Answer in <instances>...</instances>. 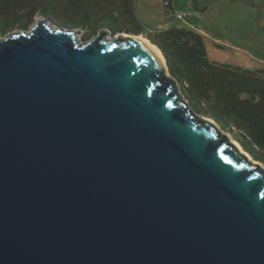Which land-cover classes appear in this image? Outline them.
Wrapping results in <instances>:
<instances>
[{
	"label": "water",
	"instance_id": "1",
	"mask_svg": "<svg viewBox=\"0 0 264 264\" xmlns=\"http://www.w3.org/2000/svg\"><path fill=\"white\" fill-rule=\"evenodd\" d=\"M81 35L0 37V264H264V168L145 34Z\"/></svg>",
	"mask_w": 264,
	"mask_h": 264
},
{
	"label": "trees",
	"instance_id": "2",
	"mask_svg": "<svg viewBox=\"0 0 264 264\" xmlns=\"http://www.w3.org/2000/svg\"><path fill=\"white\" fill-rule=\"evenodd\" d=\"M133 1L0 0V31L26 28L35 14L51 17L60 10L98 24L122 19L125 25H137ZM163 5L175 20L171 16L176 11L174 0H163ZM145 35L160 48L193 109L228 129L254 160L264 164V69L209 61L203 36L192 27L172 25Z\"/></svg>",
	"mask_w": 264,
	"mask_h": 264
},
{
	"label": "rangeland",
	"instance_id": "3",
	"mask_svg": "<svg viewBox=\"0 0 264 264\" xmlns=\"http://www.w3.org/2000/svg\"><path fill=\"white\" fill-rule=\"evenodd\" d=\"M174 4L176 12L186 13L183 18L177 20L170 18L165 12L163 0H134L137 25L131 23L125 25L122 19L116 23L98 24L85 20L81 15H73L70 10L65 12L60 10V13L51 17L37 13L26 28L14 26L6 31H0V37L31 27L41 16L53 26L77 29L85 39L106 28L112 34L125 30L145 34L146 31H159L172 25L186 26L202 34L209 61L237 65L247 70L264 69V0H174ZM176 84L183 99L189 103L183 93V87L178 81ZM196 114L200 115L198 112ZM219 127L222 132L230 134L233 138L228 129ZM258 162L264 168V164Z\"/></svg>",
	"mask_w": 264,
	"mask_h": 264
},
{
	"label": "bare ground",
	"instance_id": "4",
	"mask_svg": "<svg viewBox=\"0 0 264 264\" xmlns=\"http://www.w3.org/2000/svg\"><path fill=\"white\" fill-rule=\"evenodd\" d=\"M137 38H138L140 41H142L143 43L147 44L151 49H153L154 51H156V52L159 54V56L162 58V60H163V62H164V65H165V68H166V71H167V74H168V69H167L166 61H165L164 56L162 55L160 49H159L155 44H153L148 38L143 37L142 35H139ZM209 119H210V118H209ZM210 120H211V119H210ZM213 121L218 125V123H217L215 120H213ZM218 128L220 129L219 125H218ZM223 133H224V132H223ZM228 135H229L230 138H231V135H230V134H228ZM231 140H232V142L236 145V147H237L241 152L245 153V154L248 156V158H249L250 155H249L246 151L243 150V148L241 147V145H240L235 139L231 138Z\"/></svg>",
	"mask_w": 264,
	"mask_h": 264
},
{
	"label": "built area",
	"instance_id": "5",
	"mask_svg": "<svg viewBox=\"0 0 264 264\" xmlns=\"http://www.w3.org/2000/svg\"><path fill=\"white\" fill-rule=\"evenodd\" d=\"M186 15V13L185 12H183V13H178V12H173L172 14H171V16H174L175 17V20H177L178 18H183L184 16Z\"/></svg>",
	"mask_w": 264,
	"mask_h": 264
},
{
	"label": "crops",
	"instance_id": "6",
	"mask_svg": "<svg viewBox=\"0 0 264 264\" xmlns=\"http://www.w3.org/2000/svg\"><path fill=\"white\" fill-rule=\"evenodd\" d=\"M175 5V4H174Z\"/></svg>",
	"mask_w": 264,
	"mask_h": 264
}]
</instances>
